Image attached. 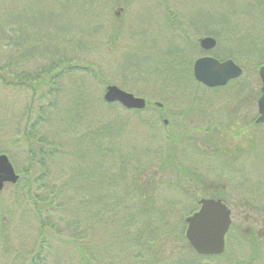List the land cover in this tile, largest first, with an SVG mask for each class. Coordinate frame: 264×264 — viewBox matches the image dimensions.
Segmentation results:
<instances>
[{
    "label": "rangeland",
    "instance_id": "obj_1",
    "mask_svg": "<svg viewBox=\"0 0 264 264\" xmlns=\"http://www.w3.org/2000/svg\"><path fill=\"white\" fill-rule=\"evenodd\" d=\"M250 2L0 0V23H21L42 37L37 44L46 49L47 56L41 64L59 57L56 53L60 52L77 65L56 77L52 88L44 81L34 89L0 84V154L8 157L20 177L30 154L24 132L33 130L31 146L42 138L48 148L45 175L39 176L43 169L38 167L39 179L30 187L31 197L21 183H6L0 191V264H236L237 260L264 264V253L258 252L254 260L256 252L251 253L245 243L240 247L234 234L223 256L211 258L196 255L172 234L156 239L155 232L143 231L146 221L154 219L170 201H180L179 215L186 217L187 206L197 209L196 199L208 197L212 189L230 196L235 187L251 190L258 205L264 204V123L245 125L257 114V73L250 69L222 88L207 89L193 80L189 68L197 57L213 55L222 46L218 43L210 52L198 48V39L210 25L257 38L264 10L252 9ZM8 13H14L15 20ZM84 25L92 26L85 35ZM98 25L101 27L92 31ZM84 40H88L87 47ZM179 57H185L181 58V79L170 73V63ZM32 68L33 63L26 65V69ZM107 85L145 99L149 109L138 114L117 103H106L103 92ZM154 102L167 112V129L152 115ZM184 109H193V115L172 114ZM169 132H201L220 140L209 144L171 142ZM238 134L258 137L252 155L246 153L244 169L237 174L207 172L204 168L216 162H210L207 155L215 148L237 151L230 148L235 143L228 141ZM168 154L185 172L199 173L210 183L190 185L188 175L173 165V159L163 167L161 158ZM161 167L164 169L159 170ZM145 170L157 175L149 200L143 201L134 195L131 178ZM143 178L141 184L145 185L149 181ZM25 180L22 175L21 182ZM187 189L191 197L185 193ZM226 203L233 224L239 225L246 213H259L258 207L255 213L254 209L241 211L231 206L229 197ZM260 214L256 224L240 225L241 237L245 227H253L255 233L261 230L264 215ZM175 229L184 236L185 225ZM154 240H158L155 245Z\"/></svg>",
    "mask_w": 264,
    "mask_h": 264
},
{
    "label": "trees",
    "instance_id": "obj_2",
    "mask_svg": "<svg viewBox=\"0 0 264 264\" xmlns=\"http://www.w3.org/2000/svg\"><path fill=\"white\" fill-rule=\"evenodd\" d=\"M252 3V9H259L261 12L264 10V0H251ZM65 8V6H64ZM68 8V7H66ZM65 8V9H66ZM63 9V10H65ZM91 11V10H90ZM264 12V11H263ZM91 13V12H90ZM7 17L9 19H14L16 15L13 13H8ZM264 21V17H263ZM9 22V21H8ZM6 20H3V22L0 23V34L2 35L1 41H0V56L4 59H0V84L4 86H25L29 89H34L39 87L41 84H43L42 81L47 83L49 88L54 87L55 84L53 80L55 78H59L62 76L64 72H67L69 69H75L77 68L76 64L73 62V60L70 59V57L63 53L60 54V52H57V58H49V60H46L45 64H41L42 60L47 56L45 55L46 49L44 47L39 46L37 43L40 42V39L42 37H39L36 32L37 30L28 31L26 28L23 27V25L20 23L19 26H10ZM86 28H82V34L85 35V33L92 28V26L89 27V25H84ZM101 25H98L97 27L94 26L93 30H97V28H100ZM95 33V32H94ZM206 35H211L216 38L217 45L218 43L222 44L220 46L219 51L218 49L213 52V56L216 58L223 60L226 58L233 59L238 65H240L243 69V74L247 73L250 69L253 70V72L257 73L258 68L264 64V22L259 28V31L255 35L257 38L249 37L250 33L247 32H237V30H231L226 29L224 27H215L210 25L208 29H206ZM38 36V37H36ZM33 41L35 43H33ZM85 41V40H84ZM88 42V40H86ZM86 41L84 42V45L87 47L88 44H86ZM217 47V46H216ZM65 49V48H63ZM62 49V50H63ZM185 57H188L187 54H185ZM185 57H181L184 59ZM180 57L176 60V62L173 64L170 63L172 66V69H170V73L173 75H176V78L181 79L182 73L184 70L180 67L182 64V59ZM33 63L34 68L32 69H26V65H29ZM191 65H189L190 72H191ZM169 71V70H168ZM48 75L44 79H39L42 75ZM47 80V81H46ZM254 93V98H256L259 94V88ZM239 101V99L237 100ZM245 101V100H244ZM147 108V107H146ZM134 112L140 114L141 111L134 110ZM153 123V121H152ZM151 123V125H152ZM29 132L32 134L33 130H29ZM31 134L24 132L23 139H25L28 147V163L24 171L21 173V176L19 177V180L14 184L18 186L20 183L23 185V188H27L28 197H31L29 195L31 191L32 184L36 183L38 178V175L36 174L37 168H42L41 173L39 176L45 175V153L47 152L48 148H46L43 145L42 138L38 139V144L35 146H31ZM177 139L173 136H171V141L175 142ZM51 150V148H50ZM173 159V165L176 167H179L175 159L172 157V155H167L166 161H170ZM165 161V163H166ZM165 163L163 167L165 166ZM181 168V167H179ZM182 171L188 175L190 185L193 186H199L204 183V178L201 174L196 172H185L184 168H181ZM187 171V170H186ZM154 171H151V173L144 171V173H139L138 177L131 178V185L132 189L134 191V195H136L138 200H146V197L148 199V194H150V187H153L154 180L153 178L157 175H154ZM22 175H26V180L21 182ZM149 175V176H148ZM148 176V178L146 177ZM140 177L147 178L149 182L145 183V185H142V180ZM143 178V179H144ZM153 180V181H151ZM186 194H188V197H191L188 189L185 191ZM147 195V196H146ZM257 195V193H256ZM149 200V199H148ZM197 200V199H196ZM197 203V201H196ZM180 201H170L166 208L159 211L156 216H154V219L150 222L146 221L144 224V230L149 233L151 231L152 233L155 232L156 239L158 237H162L163 235L172 234L175 241H180L183 239L184 244L188 247V243L186 242L183 231L179 233V235L176 233V227L181 225V227H184V217L183 215H179L181 211V205ZM187 210H185L186 214H191L196 209H192L191 207L187 206ZM197 207V205H196ZM256 208L258 211L262 212L264 215V205L257 206ZM6 214V213H3ZM2 215V213H1ZM167 237V236H166ZM264 239V238H263ZM263 239H257V240H263ZM158 240L153 241V245L157 244ZM256 249V251H255ZM191 250V249H190ZM256 254L259 252L258 248L252 249ZM264 251V249H263ZM214 258H217L214 257Z\"/></svg>",
    "mask_w": 264,
    "mask_h": 264
},
{
    "label": "water",
    "instance_id": "obj_3",
    "mask_svg": "<svg viewBox=\"0 0 264 264\" xmlns=\"http://www.w3.org/2000/svg\"><path fill=\"white\" fill-rule=\"evenodd\" d=\"M205 51L213 49L216 40L204 36L198 40ZM193 78L206 87L224 86L239 77L242 69L231 59L218 60L210 55L198 57L192 67ZM260 94L257 98L258 116L255 122L264 121V64L258 69ZM107 103H119L125 109H144L146 103L115 85H107L103 93ZM159 104V103H157ZM19 176L5 154H0V191L6 183L14 184ZM185 238L193 251L199 255H218L224 248V236L230 224V210L220 199L201 198L199 208L185 218Z\"/></svg>",
    "mask_w": 264,
    "mask_h": 264
},
{
    "label": "flooded vegetation",
    "instance_id": "obj_4",
    "mask_svg": "<svg viewBox=\"0 0 264 264\" xmlns=\"http://www.w3.org/2000/svg\"><path fill=\"white\" fill-rule=\"evenodd\" d=\"M203 55H205V54H203ZM203 55H201V56H203ZM205 88H207V87H205ZM207 89H210V88H207ZM156 103L157 102H154V108L152 109L153 110L152 115L161 119L163 126L165 127V129H167L168 125L170 123L169 120L166 118L167 112L164 110L163 105L161 103L160 104H156ZM143 111H146V109H143ZM172 114H174L176 116H182V118H186L190 115H193V109H184V110H181V112H178V113L173 112ZM256 117H257V114L253 118V120L246 121L245 125L249 127L250 125H253V124H259V123L255 122ZM177 119L180 120V118H177ZM174 121L176 123V126L179 127L177 120H174ZM197 129H199V128H197ZM208 130L206 129L205 131H208ZM171 136H173L177 139L176 142L181 141V140H187V141L194 143V144H196L198 142H202V143L206 142L209 144V143L219 142V140H220V138L216 135H214V136L209 135V134L206 135V133H201V132H198V134L196 133V134H191V135L179 134V133L173 134V133L169 132V134L167 135V138L169 140H171ZM257 138L258 137L256 134H250V135L238 134V135L229 136L228 142H234L235 143L232 146L230 145V148L237 149V151L227 149V147L226 148L224 147L223 149H216V148L213 149L214 152H212V155H207V156H208V159H210V162H211V160H215V159H216V162H211V163H213V165L208 166L207 169L206 168H204V169L207 172H210V173L214 172V173H218L219 175H222L225 173L226 174H237L238 172H240L244 169V166H243L244 162L248 160L247 159L248 155H246V153L250 152L249 154H251V152H253L254 148H256L255 143H257L256 142ZM257 141H258V139H257ZM237 143H240V145ZM196 148H198V147H196ZM199 149L202 151L201 148H199ZM165 161H166V158H164V157L161 158V161H160L161 165H164ZM163 169L164 168L161 167L159 170H163ZM198 170H200V169L198 168L197 171ZM201 173H204V172H201ZM204 183L206 185L207 183H210V181L207 182V178L204 177ZM226 184L227 183L223 184L224 188H226ZM242 190L243 189L238 190L237 187H235L234 192H232V195L230 196L229 194H226V193H225V195H222L223 193L221 194V192L219 193L218 190L212 189V192H211L212 194H210L208 197L220 198L222 201H224V203L226 205H227L226 200H228V197H229V200L231 201L230 205L235 206V207L237 206V207L241 208V211L242 210L250 211L251 209L253 210L257 206H260V205H258L259 200L255 197L254 193L251 190L247 191V192H244L245 189L243 191ZM250 192H252V193H250ZM250 194H253L252 198L247 197V195H250ZM253 211L256 213V209H254ZM258 212L259 213H257L256 216H252L251 214L246 213L244 215L243 219L241 220V223L238 225V224L232 223L233 214H232V211L230 210L231 222H230L228 232L225 236L224 252L221 255L217 256V258L222 257L223 254L225 253L226 243H227V241H229L231 234H234V236L237 235V238H239L238 242H239L240 247L242 245H244V243H245L249 246V250L251 253H252L253 248H258L260 250L259 252L264 253V251H263V249H264V239H263L264 238V218H263L262 222L260 221L261 230H259L258 233L254 232L253 227H245L244 228V233H245L244 236L245 237L240 236V233L242 231V228L240 229V227H241L240 225H242V223H245V222H252V224H256V220L258 221L259 215H261L260 213H262L260 211H258ZM261 217H262V215H261ZM234 236H232V238H234ZM247 237H248V239H247ZM257 239H263V240H257ZM233 240H236V239H233ZM240 247H238V248H240ZM245 247H247V246L245 245ZM258 254L259 253L254 255V260L256 258H258ZM236 264H244V262L237 260Z\"/></svg>",
    "mask_w": 264,
    "mask_h": 264
}]
</instances>
